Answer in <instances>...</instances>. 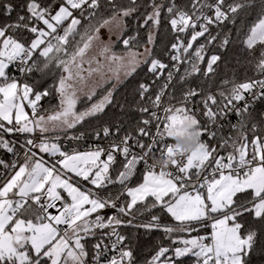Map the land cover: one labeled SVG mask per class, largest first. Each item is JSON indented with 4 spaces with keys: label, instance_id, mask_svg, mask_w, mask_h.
Segmentation results:
<instances>
[{
    "label": "snow or ice",
    "instance_id": "6c2138e0",
    "mask_svg": "<svg viewBox=\"0 0 264 264\" xmlns=\"http://www.w3.org/2000/svg\"><path fill=\"white\" fill-rule=\"evenodd\" d=\"M17 7L0 0V264H141L154 233L143 264L264 259V0Z\"/></svg>",
    "mask_w": 264,
    "mask_h": 264
},
{
    "label": "trees",
    "instance_id": "16d2710c",
    "mask_svg": "<svg viewBox=\"0 0 264 264\" xmlns=\"http://www.w3.org/2000/svg\"><path fill=\"white\" fill-rule=\"evenodd\" d=\"M14 5L18 6L17 10H20V6L22 5L23 0H12ZM15 16V13L13 14ZM5 21V16L3 15V10L0 9V23H3ZM163 46V45H162ZM144 73L140 72L137 79H143ZM124 90L121 89V94L123 95ZM55 103V101H53ZM115 111H119L118 109ZM118 119H123V117H117ZM0 156H3L2 153H0ZM9 158V157H4ZM159 239V233H154L152 236H144L141 234L140 240H139V247L137 255L141 259V264H143V257L151 253L152 245L155 241ZM185 264H192V259L187 258L185 259ZM253 264H264V259H261L260 257H256L253 261Z\"/></svg>",
    "mask_w": 264,
    "mask_h": 264
},
{
    "label": "clouds",
    "instance_id": "9594fccd",
    "mask_svg": "<svg viewBox=\"0 0 264 264\" xmlns=\"http://www.w3.org/2000/svg\"><path fill=\"white\" fill-rule=\"evenodd\" d=\"M179 147L184 152H192L197 149V143L195 140L193 141H187V140H180L179 141ZM156 163L158 164H164L165 161L157 160Z\"/></svg>",
    "mask_w": 264,
    "mask_h": 264
},
{
    "label": "built area",
    "instance_id": "2783aa9c",
    "mask_svg": "<svg viewBox=\"0 0 264 264\" xmlns=\"http://www.w3.org/2000/svg\"><path fill=\"white\" fill-rule=\"evenodd\" d=\"M232 119H233V121H234V120H235V117H233ZM203 139H206V137H204ZM89 143H91V141L83 142V147H84V148H87ZM106 211L110 214V211H111V210H106Z\"/></svg>",
    "mask_w": 264,
    "mask_h": 264
},
{
    "label": "rangeland",
    "instance_id": "374dc122",
    "mask_svg": "<svg viewBox=\"0 0 264 264\" xmlns=\"http://www.w3.org/2000/svg\"><path fill=\"white\" fill-rule=\"evenodd\" d=\"M102 33H103L104 39H107L108 33L106 32V30H102Z\"/></svg>",
    "mask_w": 264,
    "mask_h": 264
}]
</instances>
